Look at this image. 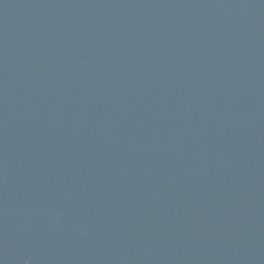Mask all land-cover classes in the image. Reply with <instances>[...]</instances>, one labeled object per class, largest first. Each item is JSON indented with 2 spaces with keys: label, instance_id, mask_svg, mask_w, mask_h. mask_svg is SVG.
Listing matches in <instances>:
<instances>
[{
  "label": "water",
  "instance_id": "1",
  "mask_svg": "<svg viewBox=\"0 0 264 264\" xmlns=\"http://www.w3.org/2000/svg\"><path fill=\"white\" fill-rule=\"evenodd\" d=\"M0 264H264V0H0Z\"/></svg>",
  "mask_w": 264,
  "mask_h": 264
}]
</instances>
